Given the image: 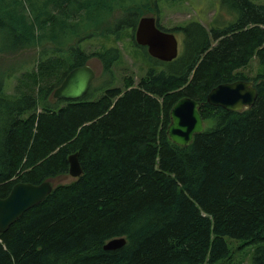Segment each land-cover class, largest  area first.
I'll return each mask as SVG.
<instances>
[{
	"label": "trees",
	"instance_id": "16d2710c",
	"mask_svg": "<svg viewBox=\"0 0 264 264\" xmlns=\"http://www.w3.org/2000/svg\"><path fill=\"white\" fill-rule=\"evenodd\" d=\"M105 1L34 0L32 20L18 15L10 49L48 38L53 55L27 73L26 91L1 93L0 197L15 181L67 173L71 151L81 172L51 184L0 232V264H242L250 246L248 264H264V4L217 0L208 26L188 19L164 28L181 32L164 68L147 67L136 84L126 76L122 87L103 83L93 95L90 84L80 97L49 101L69 68L94 55L108 70L118 56L114 45L85 52L74 38L117 37L158 11L156 0ZM252 56L260 68L247 75L240 68ZM238 78L255 86L252 105L206 102L209 88ZM183 95L200 102L203 128L179 145L165 128ZM119 235L121 246L102 248ZM227 238L237 241L233 250Z\"/></svg>",
	"mask_w": 264,
	"mask_h": 264
},
{
	"label": "rangeland",
	"instance_id": "374dc122",
	"mask_svg": "<svg viewBox=\"0 0 264 264\" xmlns=\"http://www.w3.org/2000/svg\"><path fill=\"white\" fill-rule=\"evenodd\" d=\"M34 0H0V99L3 98V94L6 96H14L20 91H26L25 81L27 80V73L35 68V64L38 59L46 55H53L51 47L53 42L48 38H42L38 43H25L22 46H17L10 49L18 42V36L20 33L19 26L17 24L18 15L25 14V17L32 20V2ZM41 1V0H37ZM158 4L157 13L147 11L144 14H151L158 20L161 28H170L178 23L185 22L188 19H197L204 26H208L209 21L216 11L217 0H156ZM257 3H263L264 0H252ZM99 3L104 0H98ZM105 2H110L106 0ZM17 11V13H15ZM152 12V13H151ZM106 13H104L105 16ZM121 14L120 8H114L111 12L109 20H116ZM228 14L223 12L221 17L226 18ZM69 23V21H68ZM92 20L83 23L79 21L73 25L75 27H81L83 25L91 24ZM134 30V29H133ZM133 30L130 27L122 29L118 36L113 34H101L93 35L87 38H80L75 42L85 52L102 49L103 47L114 45L118 50V56L113 60L108 70H103L100 60L90 55L86 59L94 70L95 75L91 80L92 94L97 95L99 93L96 88L100 84L112 85L122 87L123 78L129 76L133 84H136L139 77L144 73L145 69L149 66H153L156 70L164 68L163 64H167V61H162L159 65L158 59L152 58L145 47L133 44ZM68 31H71L69 26ZM177 39V52L181 49V32L173 31ZM10 49V50H9ZM260 68L257 64L255 56H252L247 65L241 67L240 70L247 75L256 73ZM3 93V94H1ZM49 101H54V98L48 95ZM1 103V102H0ZM62 104V101H58V105ZM1 108V106H0ZM39 110V108H37ZM26 114L23 112L22 115ZM3 112L0 109V146L2 144V138L6 124L4 123ZM72 178L68 173L50 177L51 184L56 182H65ZM229 247L233 250L237 241H233L227 238ZM251 249V250H250ZM249 251L252 252L250 246L247 254L245 255L242 264L249 263Z\"/></svg>",
	"mask_w": 264,
	"mask_h": 264
},
{
	"label": "water",
	"instance_id": "95a60500",
	"mask_svg": "<svg viewBox=\"0 0 264 264\" xmlns=\"http://www.w3.org/2000/svg\"><path fill=\"white\" fill-rule=\"evenodd\" d=\"M136 44L143 45L146 52L159 60L168 61L177 54V39L173 31L156 25L155 17L142 14L137 18L133 30ZM95 72L88 63L69 68L60 82L52 89L54 98L72 99L82 96L89 88ZM256 97V88L249 79L238 78L232 81L217 83L205 94L206 102L219 105L225 109L236 110L252 105ZM200 102L190 96L178 97L170 106L169 121L165 132L167 137L179 145L188 144L193 134L203 128L199 111ZM67 173L72 177L80 174L81 167L76 151L66 156ZM48 179L38 183L15 181L8 192L0 197V232L26 208L40 201L51 189ZM264 237V231H263ZM125 241L123 235L113 236L102 243V248L113 249Z\"/></svg>",
	"mask_w": 264,
	"mask_h": 264
}]
</instances>
